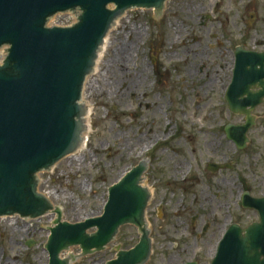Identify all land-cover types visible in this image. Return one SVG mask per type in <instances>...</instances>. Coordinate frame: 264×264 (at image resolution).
Returning a JSON list of instances; mask_svg holds the SVG:
<instances>
[{
    "label": "rangeland",
    "instance_id": "1",
    "mask_svg": "<svg viewBox=\"0 0 264 264\" xmlns=\"http://www.w3.org/2000/svg\"><path fill=\"white\" fill-rule=\"evenodd\" d=\"M167 5L162 17L144 9L119 21L99 75L90 77L84 92L93 108L85 149L41 174V191L63 210V220L75 224L103 214L111 185L147 161L145 185L153 195L147 264H185L195 253L218 249L231 224L258 220V213L243 208V193L264 197V103L253 112L256 126L246 149H237L225 132L246 121L230 111L227 88L237 47L264 51V0ZM55 21L75 20L59 15ZM126 45L123 61L110 63ZM209 164L227 169L212 173ZM56 217L1 218L0 264H48V229ZM140 237L133 225L122 226L105 251L74 264H107L118 247L131 250ZM70 253L81 249L63 257Z\"/></svg>",
    "mask_w": 264,
    "mask_h": 264
},
{
    "label": "water",
    "instance_id": "2",
    "mask_svg": "<svg viewBox=\"0 0 264 264\" xmlns=\"http://www.w3.org/2000/svg\"><path fill=\"white\" fill-rule=\"evenodd\" d=\"M167 1L0 0V51L6 54L0 64V218L56 214L48 229V264H74L105 251L126 225L139 230L140 242L131 250L118 247L117 257L107 264L149 263L153 240L147 218L152 195L144 185L148 162L141 161L111 185L103 214L84 222L63 220V210L40 187L42 172L55 171V165L85 146L92 110L83 94L88 78L94 72L99 75L106 37L117 32L128 11L147 9L160 15ZM167 10L168 5L165 15ZM69 12L78 14L77 23L49 27L52 18ZM235 58L227 102L246 122L229 124L226 134L245 149L248 133L256 126L253 112L264 103V52L239 47ZM242 202L260 213V221L247 228L231 224L219 245L218 264H264V198L246 192ZM74 247L81 253L63 258Z\"/></svg>",
    "mask_w": 264,
    "mask_h": 264
},
{
    "label": "flooded vegetation",
    "instance_id": "3",
    "mask_svg": "<svg viewBox=\"0 0 264 264\" xmlns=\"http://www.w3.org/2000/svg\"><path fill=\"white\" fill-rule=\"evenodd\" d=\"M161 17H162V15H161ZM210 165L213 166L212 170L210 169V167H211ZM220 166H223V165L209 164L208 170H210L212 173H218V171L221 169ZM215 167L217 168L216 170H214ZM260 198H262V197H260ZM258 215H259V213H258ZM259 219H260V216L258 217L257 221H259ZM207 230H208V228H205V231H207ZM218 256H219V249L203 250L202 253H200V254L195 253L194 257H192L190 260H188V262L185 264H190V263H192V264H218L219 263L218 262Z\"/></svg>",
    "mask_w": 264,
    "mask_h": 264
},
{
    "label": "bare ground",
    "instance_id": "4",
    "mask_svg": "<svg viewBox=\"0 0 264 264\" xmlns=\"http://www.w3.org/2000/svg\"><path fill=\"white\" fill-rule=\"evenodd\" d=\"M106 43H107V46H103V48H102V50H103V53L101 54V57H100V61H101V58L103 57V55H104V52L107 50V48H108V45H109V40H108V37H106ZM117 56H116V58L115 59H113L112 61H110V63H112V64H114V63H121L123 60H122V56H124L128 51H127V45L126 46H121V47H119V48H117ZM90 82V78H89V81H88V83ZM88 83H87V85H88ZM88 109H90V110H92V112H93V108H92V106L91 105H89L88 106ZM89 129V128H88ZM86 146V145H85ZM85 146L83 147V149H82V151L85 149ZM81 151V152H82ZM150 192H152V190H150ZM49 198H51V197H49Z\"/></svg>",
    "mask_w": 264,
    "mask_h": 264
}]
</instances>
